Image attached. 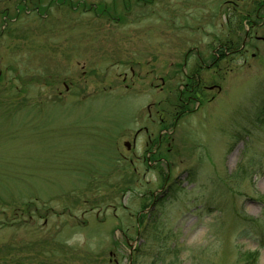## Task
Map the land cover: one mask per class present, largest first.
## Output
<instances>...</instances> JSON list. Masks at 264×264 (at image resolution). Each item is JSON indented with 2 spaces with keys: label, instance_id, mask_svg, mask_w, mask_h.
Listing matches in <instances>:
<instances>
[{
  "label": "rangeland",
  "instance_id": "rangeland-1",
  "mask_svg": "<svg viewBox=\"0 0 264 264\" xmlns=\"http://www.w3.org/2000/svg\"><path fill=\"white\" fill-rule=\"evenodd\" d=\"M35 1L0 0V264H264V0Z\"/></svg>",
  "mask_w": 264,
  "mask_h": 264
},
{
  "label": "flooded vegetation",
  "instance_id": "flooded-vegetation-1",
  "mask_svg": "<svg viewBox=\"0 0 264 264\" xmlns=\"http://www.w3.org/2000/svg\"><path fill=\"white\" fill-rule=\"evenodd\" d=\"M235 1H239V0H234V2H233V10L234 11L237 9V7H239V5H238L239 3L238 2H235ZM253 5H255L254 2H253ZM256 6H258V7H257V10H255V11L249 10V11L243 13V12H240V11H237L236 10L237 11L236 16L238 18L241 19L242 17H245L246 20H249L250 21V27H251V29H254L256 27H261L262 25H264V3H256ZM252 17H254V19H252ZM255 20L260 21V23H255L254 22ZM237 29H238V25H237ZM246 37L247 38H250L251 35L249 34ZM255 38H258V37H255ZM261 40L264 42V39L263 38H261ZM246 41H247V39H246ZM246 41H243V43L241 44L240 48L234 50L233 52L238 51V50L240 52L245 51V48H246L245 43H246ZM179 101L181 103H179L178 105L175 106L176 107V110L177 109H184V107L187 106L188 103H189V102L183 101V99L181 97L179 98ZM144 130L146 131L147 129L145 128ZM136 135H137V131H136V133L134 135L133 142L135 141V136ZM148 138H150V136H148ZM148 144H149V141L146 143V145H148ZM159 145H160V142L158 143L157 149L159 148ZM127 148L129 149L130 146L127 147ZM156 151L154 152L155 154H156Z\"/></svg>",
  "mask_w": 264,
  "mask_h": 264
},
{
  "label": "trees",
  "instance_id": "trees-1",
  "mask_svg": "<svg viewBox=\"0 0 264 264\" xmlns=\"http://www.w3.org/2000/svg\"><path fill=\"white\" fill-rule=\"evenodd\" d=\"M31 2H32V0H18L16 8L18 9V11H20L22 13H24V12L26 13L27 10L29 11V7H30L29 5L32 4ZM35 4H36V6H35V8L32 7V9H33L32 11L38 14L40 11V9H38V8L40 7L39 4H41V1L36 0ZM55 4H56V2H54V0H51L48 2V4H46V6H44V8L46 10L47 7H50L51 5L55 6ZM41 8H42V6H41ZM42 10H44V9L42 8ZM178 102H180V101L178 100ZM184 108H187V106H185ZM245 255L250 257L251 254H245ZM246 256H243V257H246Z\"/></svg>",
  "mask_w": 264,
  "mask_h": 264
},
{
  "label": "water",
  "instance_id": "water-1",
  "mask_svg": "<svg viewBox=\"0 0 264 264\" xmlns=\"http://www.w3.org/2000/svg\"><path fill=\"white\" fill-rule=\"evenodd\" d=\"M124 145H125L126 147H129V143H128V142H125Z\"/></svg>",
  "mask_w": 264,
  "mask_h": 264
}]
</instances>
